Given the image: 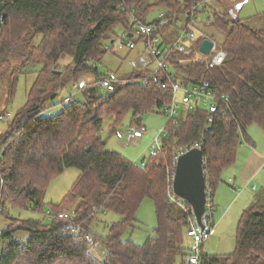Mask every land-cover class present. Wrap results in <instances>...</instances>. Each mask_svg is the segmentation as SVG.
I'll list each match as a JSON object with an SVG mask.
<instances>
[{
  "label": "trees",
  "instance_id": "16d2710c",
  "mask_svg": "<svg viewBox=\"0 0 264 264\" xmlns=\"http://www.w3.org/2000/svg\"><path fill=\"white\" fill-rule=\"evenodd\" d=\"M200 4L201 0H0V80L12 62L18 65L9 77L8 100L14 97L19 77L39 66L32 72L36 78L25 106L0 133V216L7 220L0 230V264H185L188 215L171 199L178 200L171 190L175 158L200 145L212 199L220 174L234 164L237 148L247 138L245 130L256 125L264 131V31L212 11L203 23L209 26L203 27L224 34L221 47L226 57L218 66L199 52L204 39L213 40L208 35L195 37L194 51L184 41L189 52L160 39L171 75L189 88L223 95L228 102L209 110L195 104L183 118L169 119L160 150L142 166L102 150V119L111 118L115 129L131 113L133 127L142 129L141 116L161 113L172 103L173 93L168 86L159 88L165 81L161 73L149 78L150 69L144 68L110 84L111 93L103 98L98 90L106 75H98L96 64L112 51L115 29L120 28L123 37L136 35L130 15L149 23L147 15L163 8L150 22L167 21L156 30L163 37V30L176 29L178 23L183 28L196 23L209 8L208 3ZM63 55L72 58L64 75L51 70ZM81 78H87L83 101H69L56 115H42L53 94L56 97ZM68 168L78 169L80 175L59 204H50L46 222L6 215L8 203L17 209L40 208L37 198ZM145 199L154 205L157 225L143 245H136L123 236L135 227V214ZM64 213L70 218L59 217ZM108 213L119 220L107 226V236L96 235L93 224ZM19 231L28 237L17 240ZM202 247L200 264H264V200L242 212L232 254L208 257ZM100 251L98 258L94 253Z\"/></svg>",
  "mask_w": 264,
  "mask_h": 264
},
{
  "label": "rangeland",
  "instance_id": "374dc122",
  "mask_svg": "<svg viewBox=\"0 0 264 264\" xmlns=\"http://www.w3.org/2000/svg\"><path fill=\"white\" fill-rule=\"evenodd\" d=\"M209 8L199 17L194 26L195 37L197 35H208L211 37L218 46H222L224 41V34L214 27L209 26L208 23L203 24L206 21V17L210 15L212 11L219 14H223L228 20L237 19L242 20L246 26L254 30L264 31V0H209L207 2ZM163 8H156L147 15V22L159 18L163 13ZM130 18V17H129ZM182 23H178V28L163 30V34L160 39L167 41L168 45H171L182 34ZM135 34L137 32L134 29ZM114 46L112 51H109L101 59L97 66L98 75H106L108 73H114L118 79L128 77L132 71L143 72L144 68H137L133 66L134 61L137 60L138 53L143 50V44L138 36H134L132 41L136 44V48L130 50L125 48L124 50H118L117 44L123 42L126 44L128 38L123 37L122 30L120 28L115 29ZM194 37V39H195ZM39 39V38H38ZM37 39V41H38ZM192 40H185L184 45L193 49H196L195 42ZM109 46V44H108ZM222 48V47H221ZM223 50V49H222ZM224 51V50H223ZM143 52V51H142ZM226 54V53H225ZM203 59L211 60V55L205 56ZM72 62V58L63 55L60 60L52 66L51 70L56 73H65ZM17 66L15 63H11V67L0 80V133H4L8 129V125L11 123L15 114L21 110L27 100V92L32 86L36 74L32 73L39 69V66L30 68L25 75H21L18 79L14 97L11 100L7 98V87L9 77ZM155 68V64L152 61L148 69ZM170 72L171 69L168 68ZM64 75V74H63ZM87 78H81L77 83H71L58 92L54 99H50L46 103L47 108L43 112V116H53L62 111V109L68 104V102L83 101L84 97L81 89L86 84ZM50 90V87H48ZM99 94L106 98L110 95L111 90L103 88L99 85ZM68 99V102L66 101ZM184 96L181 92L175 94V105L177 106V114L174 116V120H179L185 116L186 110L189 105L195 104L203 109L209 110L210 103L198 102L196 103L193 98H187V102L184 103ZM51 106V107H49ZM166 115L161 113H146L141 116L140 124L142 126V138L135 140L131 138L132 117L131 113H128L122 120L121 125L118 128H112V119L104 117L102 119L101 128L99 134L104 141L103 151L115 152L126 158L127 160L136 163V165L142 166L144 162L149 158V148L152 145L154 139L157 137L159 131L165 128L168 121ZM136 128V127H134ZM168 130V129H167ZM245 135L251 139L253 144H256L257 151L260 147L264 148V131L256 125H251L245 130ZM252 144V145H253ZM253 147V146H252ZM234 167L225 168L220 174V179L213 194L212 212L214 220V233L203 243L202 253L208 257L224 258L234 252L236 242V229L239 218L243 211L248 209L251 203L264 200V168L260 169L259 176L254 180L252 184L257 185V190H251V188H233L230 180L233 176ZM236 173H234L235 175ZM80 175V171L76 168H68L61 175L54 178L44 194L39 196L37 200L40 201L41 206L37 210L31 209H17L12 207L9 203L6 204V215L9 217L19 218L21 220H44L47 221L46 215L49 212L50 204L57 205L68 194L77 177ZM252 187V186H251ZM224 188L226 191H222ZM231 192L233 198L229 196ZM241 197L239 198V196ZM235 197V198H234ZM239 198V199H238ZM231 199V200H230ZM233 199V200H232ZM250 203V204H249ZM66 214V213H64ZM119 218L108 213L107 215H99L93 224L96 235L107 236V226L113 222H117ZM7 224L6 216H0V230ZM157 225L154 205L150 199H145L141 202L138 210L135 214V227L128 230L123 236V240H131L136 245H143L146 240L153 235V231ZM14 237L17 240H24L28 237L26 232H17ZM95 239V237H94ZM188 240L186 239V245ZM100 250V248H98ZM98 258L102 257V251L94 253Z\"/></svg>",
  "mask_w": 264,
  "mask_h": 264
},
{
  "label": "built area",
  "instance_id": "2783aa9c",
  "mask_svg": "<svg viewBox=\"0 0 264 264\" xmlns=\"http://www.w3.org/2000/svg\"><path fill=\"white\" fill-rule=\"evenodd\" d=\"M208 1L209 0H201L200 5L206 4ZM200 5L197 7H200ZM129 21H130V25L137 30L136 36L143 37L145 41V43L143 44V53H141L140 56L137 57L136 61L132 62L133 66L137 68H148L151 62L153 61L155 64V68L150 69L151 76L149 78L155 76L158 73H161L164 76L165 81L159 83V88L164 89L168 86L173 93L172 103L170 104V106L162 107L160 109V112L162 114L169 117L168 120L173 119L174 116H176L177 114L176 111L177 106L175 105V94L178 91L183 94L184 100L186 102H187V98H193L196 103L198 102L210 103L211 108L215 107L216 103L218 102L222 104L224 103L225 105L227 104L228 99L225 96L221 95L218 98L215 92L206 90L205 88H201L198 86H193L189 88L186 85L182 84V82H180L177 78H175L173 75L169 73L167 64L165 63V55H163L162 53L160 36L157 35L156 33L157 32L156 30L161 29L162 26L166 24L167 21L165 19H161L157 23L149 24L138 20L133 15H130ZM193 23L189 24L186 28H183L182 34L178 36V38L175 40L173 44H171V47L176 48L179 51L189 52L184 47L183 43L187 39L189 40L194 39L195 29ZM125 38H128V42L126 44H124L123 42H119L116 46L117 49L118 50H124L125 48H128L130 50L135 49L136 44L132 41L133 36L127 35L125 36ZM211 41L213 42V46L209 54L211 55V63L214 66H218L222 64L223 60L226 57V54L215 41L213 40ZM117 81L118 78L114 73H108L106 74V77L103 79L100 85L103 88H108L110 84L115 83ZM147 81L148 79H145L143 83L147 84ZM66 101L68 102V99ZM193 107H194L193 105H189V109H192ZM166 134H167L166 128L159 131L157 137L154 139L152 145L149 148L150 156L155 155L160 150V141L162 137H164ZM130 136L131 138L139 140L142 138V132L140 129L132 127ZM194 147H200V145L194 144L193 147L191 148ZM253 189H255V186L253 187ZM171 199L180 209L185 211V213L188 215L187 227L185 230V237L188 240L185 264H200L201 247L203 246L205 240H207L213 234V230H214V224L211 222V212L213 210L212 199L209 196L208 190H207V202H206V213H207L208 224L203 234L198 232L197 226L195 225L189 206L180 199L175 200L174 197H171ZM59 217L64 219L70 218L68 214H61Z\"/></svg>",
  "mask_w": 264,
  "mask_h": 264
},
{
  "label": "water",
  "instance_id": "95a60500",
  "mask_svg": "<svg viewBox=\"0 0 264 264\" xmlns=\"http://www.w3.org/2000/svg\"><path fill=\"white\" fill-rule=\"evenodd\" d=\"M212 46L213 42L210 39H204L199 46V52L207 56ZM54 98L55 94L50 97ZM174 166L172 193L189 206L198 232L203 234L208 224L206 213L208 184L201 148L194 147L179 153Z\"/></svg>",
  "mask_w": 264,
  "mask_h": 264
},
{
  "label": "crops",
  "instance_id": "0c3cea01",
  "mask_svg": "<svg viewBox=\"0 0 264 264\" xmlns=\"http://www.w3.org/2000/svg\"><path fill=\"white\" fill-rule=\"evenodd\" d=\"M142 51L143 50H140L138 56H140V54L143 53ZM252 144L253 142H251V139L247 137L246 139L242 140V142L239 144L237 148L235 162L233 165H231L232 167H234L233 176L232 179L230 180L233 188L242 187L247 189L250 187L251 190L253 191L257 190V185L252 183L259 176L260 169L262 167L264 168V148L260 147V149L257 151L256 144L253 145ZM234 173L236 174L234 175ZM254 186L255 189H253ZM222 191H226V190L222 188ZM228 193L229 196L233 198L231 192ZM240 197L241 195L239 196V198ZM213 202L214 201L212 198V204ZM252 205L253 203H251L250 206ZM211 222L214 224L213 215H211Z\"/></svg>",
  "mask_w": 264,
  "mask_h": 264
}]
</instances>
